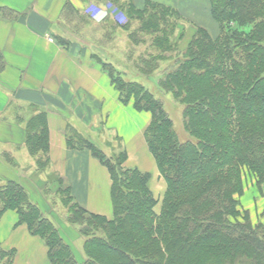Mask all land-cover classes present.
Instances as JSON below:
<instances>
[{
    "label": "trees",
    "instance_id": "obj_1",
    "mask_svg": "<svg viewBox=\"0 0 264 264\" xmlns=\"http://www.w3.org/2000/svg\"><path fill=\"white\" fill-rule=\"evenodd\" d=\"M209 1L219 36L193 28L185 46L180 13L162 3L136 10L109 0L124 23L111 12L95 20L70 11L82 26L97 24L102 33L97 46L107 51L110 67H117L112 59L117 55L127 65L118 73L102 69L122 104L152 115L145 140L167 188L162 200L155 199L150 175L127 168L125 151L108 157L69 128V148L89 150L109 171L112 219L80 208L62 182L55 198L67 217L60 225L19 184L0 186V219L16 211L19 223L45 243L50 264H264V225L253 224L236 200L248 176L264 185V0ZM129 69L145 78L160 75V90L183 109L186 141L163 102L125 78ZM25 130L28 151L44 171L49 163L45 115L33 116ZM70 228L84 239L81 262L63 235ZM14 257L0 250V264L5 259L12 264Z\"/></svg>",
    "mask_w": 264,
    "mask_h": 264
},
{
    "label": "crops",
    "instance_id": "obj_2",
    "mask_svg": "<svg viewBox=\"0 0 264 264\" xmlns=\"http://www.w3.org/2000/svg\"><path fill=\"white\" fill-rule=\"evenodd\" d=\"M116 1L136 10H143L148 2L162 3ZM176 1L178 7L172 8L183 21L208 31L182 12L186 3L196 0ZM108 4L109 0H0V186L14 182L33 199L39 191L40 199L47 201L46 192L50 190L55 197L62 182L80 208L110 220L109 171L89 150L69 148V128L88 136L104 132L123 143L125 166L150 175L149 188L155 199L162 200L167 185L145 140L152 115L135 110L132 103H121L110 76L96 61L100 56L109 61L107 51L97 46L96 39L102 35L97 24L82 26L71 17L70 11L85 17L90 7ZM203 8L211 16L209 0H204ZM208 33L218 37L219 25L215 35ZM38 114L45 115L48 128L49 163L44 171L37 169L25 144V126ZM245 193L243 209L253 224L264 225V201L247 202L251 198ZM83 244H78L82 251ZM0 250L15 253L12 264H50L45 243L19 223L16 211H7L0 219Z\"/></svg>",
    "mask_w": 264,
    "mask_h": 264
},
{
    "label": "rangeland",
    "instance_id": "obj_3",
    "mask_svg": "<svg viewBox=\"0 0 264 264\" xmlns=\"http://www.w3.org/2000/svg\"><path fill=\"white\" fill-rule=\"evenodd\" d=\"M197 2H190V3H186L184 8L182 9L184 12V14L186 13V18L190 21H195L198 22L199 24L202 25V27H205V29H207L211 34L215 35L217 33L218 30V25L213 21V19H211V16L208 15V13L204 10L203 6H204V0H196ZM160 2L169 5L171 7H178L177 6V1L176 0H160ZM179 3V2H178ZM198 3V4H197ZM197 4V5H196ZM93 7V8H92ZM90 8V14L92 17L96 18L95 20H97L98 18H102L103 16H101L100 10H102V13H106V12H111L113 14L114 17H116V19L118 21H121L122 23H124V19L123 16L116 10V8L114 6L111 5H107L106 7H102L100 5L97 6H92ZM101 16V17H100ZM187 22V20H186ZM185 21H182V24L184 26L185 32H186V37H185V41L183 43L182 46H185L187 40L190 38V36L193 33V28L191 25H188L189 23H186ZM211 23V24H209ZM191 26V27H190ZM194 26V25H193ZM195 27V26H194ZM215 32V33H213ZM121 55H117L115 57H113L112 59H115L117 61V64L114 63L115 65H117V67L113 66L111 63V67H110V62L107 61L104 57H97L96 61L97 63L102 67H106L107 69H111L112 71H114L115 73H118L119 71H125L127 67V65L123 63V58L120 57ZM114 61V60H113ZM126 79L129 81H135L138 82L142 85H144L146 87V89H148L152 94H154V96L161 100L163 102L164 108L167 111V113L169 114L170 118L172 119L174 126H175V130L177 131L180 140L181 141H186L189 137L188 135L184 132L183 129V120H182V112L183 109L182 107L177 104L174 99L172 98V96L170 94H165L163 93L160 88L158 87V81H159V77L160 75H155L152 76L150 78H145L143 76H140L138 74H134L133 71H131V69H129L128 74L125 75ZM98 134H91V136L89 135H83L85 138L88 137V140L92 143H94L97 147H99L108 157H114V156H118L119 154H121V152L125 151V146H123V143H121L119 140H117L113 135H109L107 133L104 132H100ZM245 187V191L247 194V196L251 199H246L247 202H251V201H256V199L258 201L263 200L264 201V185L262 187H258L254 181V179H251L248 176V179H246V186ZM48 190V188H46V191ZM29 193V192H28ZM38 195L35 196V198L33 199L31 196V194L29 193V196L32 200V202L34 204H36L38 207H40L41 209L43 208V210L46 213V216L51 218L52 220H54L58 225L59 224V220L62 219H66L67 217V210L61 205V203L58 201L57 198L54 197V195H51L50 190L46 192V197H47V201L45 199H40V197L42 196L41 193L39 191H37ZM245 196V195H244ZM242 196H236V200H238L239 202H241V207L245 209L246 207V202L242 203ZM49 202V206L46 204ZM56 203V207L54 206V204ZM240 204V203H239ZM51 211L52 214L54 215V218H56L57 220H55L52 216H50L48 214V211ZM160 210V206L156 208V211L159 212ZM49 211V212H50ZM76 228H70V233L73 234H68V231H66L64 229L63 235L65 237V239L68 241H71V243L73 244V249L75 251V254L78 258V260L81 262L82 259H84V253L82 251V248L78 247L79 245H82L83 243V238L80 237V240L77 241H73L75 238L78 239V233ZM44 243V242H43Z\"/></svg>",
    "mask_w": 264,
    "mask_h": 264
},
{
    "label": "bare ground",
    "instance_id": "obj_4",
    "mask_svg": "<svg viewBox=\"0 0 264 264\" xmlns=\"http://www.w3.org/2000/svg\"><path fill=\"white\" fill-rule=\"evenodd\" d=\"M209 24H211V23H209ZM213 33H215V32H213Z\"/></svg>",
    "mask_w": 264,
    "mask_h": 264
}]
</instances>
